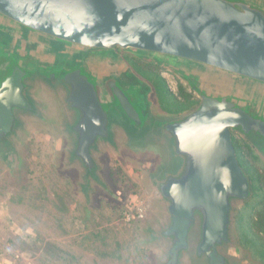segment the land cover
Returning a JSON list of instances; mask_svg holds the SVG:
<instances>
[{
	"label": "water",
	"instance_id": "obj_1",
	"mask_svg": "<svg viewBox=\"0 0 264 264\" xmlns=\"http://www.w3.org/2000/svg\"><path fill=\"white\" fill-rule=\"evenodd\" d=\"M0 164L22 168L24 135L59 111L60 169L89 208L110 192L107 155L155 160L149 264H253L239 251L237 212L253 197L234 135L264 163V0H0ZM36 36L25 44L21 29ZM51 42L65 50L52 52ZM158 56L197 94L158 111L154 86L118 52ZM84 51L83 63L71 55ZM69 54V55H68Z\"/></svg>",
	"mask_w": 264,
	"mask_h": 264
},
{
	"label": "rangeland",
	"instance_id": "obj_2",
	"mask_svg": "<svg viewBox=\"0 0 264 264\" xmlns=\"http://www.w3.org/2000/svg\"><path fill=\"white\" fill-rule=\"evenodd\" d=\"M131 52L128 60L140 78L150 82L160 76L180 100L182 87L198 100L167 67L147 63L139 52ZM40 97L50 108V121L35 125L24 135L21 170L11 176L0 164V223L15 241V250L33 264H149L153 250L146 244L144 227L156 209L146 179L155 160L107 155L106 177L111 191L98 190L92 205L85 208L76 193L75 174L60 169L63 140L57 126L58 107L45 94L40 93ZM153 99L158 111L168 114L155 91ZM248 202L237 212L236 236L239 251L249 255L253 264H260L241 245L238 234L237 218ZM138 207L143 209V218L136 216ZM129 212L133 217L127 221L125 214Z\"/></svg>",
	"mask_w": 264,
	"mask_h": 264
},
{
	"label": "trees",
	"instance_id": "obj_3",
	"mask_svg": "<svg viewBox=\"0 0 264 264\" xmlns=\"http://www.w3.org/2000/svg\"><path fill=\"white\" fill-rule=\"evenodd\" d=\"M155 78L150 82L154 86L158 102L162 108L167 109L168 114L180 113L198 103L192 93L187 92L183 87L180 91V100L170 92L163 78L160 76ZM233 143L238 160L251 180L253 190V197L240 214L241 216H238L240 219L237 218L240 243L248 248L256 261L264 264V169L260 171L261 165L264 167V164L248 142L234 136ZM246 211H248L247 214H245Z\"/></svg>",
	"mask_w": 264,
	"mask_h": 264
},
{
	"label": "flooded vegetation",
	"instance_id": "obj_4",
	"mask_svg": "<svg viewBox=\"0 0 264 264\" xmlns=\"http://www.w3.org/2000/svg\"><path fill=\"white\" fill-rule=\"evenodd\" d=\"M0 33H2L4 35V37L9 41L11 42L12 39L14 38V35L16 33V29L14 28H9V27H4L0 24ZM21 37L22 39L20 40V44H25L26 42V39L27 38H35V34L32 33L31 31H28L27 29L25 28H22L21 29ZM51 47H52V52H55L57 53L58 55H61V52H63L65 50V46L61 43H57V42H51ZM132 50H121V49H118V52L129 62V58L127 57V54L129 52H131ZM138 52V51H137ZM132 53V52H131ZM85 52L82 51L80 53H74L71 55V60L74 61V62H78V63H83L84 61V58H85ZM69 55V54H68ZM139 55L141 56V59H145L147 63H152L154 65H156L157 67H164L162 65V62L163 60L161 58H159L158 56H154L152 54H149V53H146V52H142V51H139ZM144 55V56H143ZM130 63V62H129ZM131 65V63H130ZM132 66V65H131ZM133 68V66H132Z\"/></svg>",
	"mask_w": 264,
	"mask_h": 264
},
{
	"label": "crops",
	"instance_id": "obj_5",
	"mask_svg": "<svg viewBox=\"0 0 264 264\" xmlns=\"http://www.w3.org/2000/svg\"><path fill=\"white\" fill-rule=\"evenodd\" d=\"M7 230L0 223V264H33L30 260L23 258L13 245L15 241L10 240L5 233Z\"/></svg>",
	"mask_w": 264,
	"mask_h": 264
},
{
	"label": "built area",
	"instance_id": "obj_6",
	"mask_svg": "<svg viewBox=\"0 0 264 264\" xmlns=\"http://www.w3.org/2000/svg\"><path fill=\"white\" fill-rule=\"evenodd\" d=\"M136 216H137V218H143L144 217V214H143V209L142 208H137L136 209ZM132 215L130 214V212L129 213H126L125 214V219L127 220V221H129L130 219H132Z\"/></svg>",
	"mask_w": 264,
	"mask_h": 264
}]
</instances>
